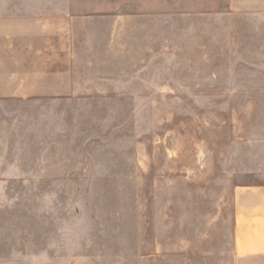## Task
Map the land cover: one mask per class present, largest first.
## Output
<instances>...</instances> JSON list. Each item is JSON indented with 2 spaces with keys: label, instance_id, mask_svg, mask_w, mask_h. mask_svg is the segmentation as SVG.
<instances>
[{
  "label": "rangeland",
  "instance_id": "obj_1",
  "mask_svg": "<svg viewBox=\"0 0 264 264\" xmlns=\"http://www.w3.org/2000/svg\"><path fill=\"white\" fill-rule=\"evenodd\" d=\"M0 264L236 259L264 183V13L228 0H0Z\"/></svg>",
  "mask_w": 264,
  "mask_h": 264
},
{
  "label": "crops",
  "instance_id": "obj_2",
  "mask_svg": "<svg viewBox=\"0 0 264 264\" xmlns=\"http://www.w3.org/2000/svg\"><path fill=\"white\" fill-rule=\"evenodd\" d=\"M228 2L233 13H264V0ZM231 239L236 259L264 257V183L234 190Z\"/></svg>",
  "mask_w": 264,
  "mask_h": 264
}]
</instances>
